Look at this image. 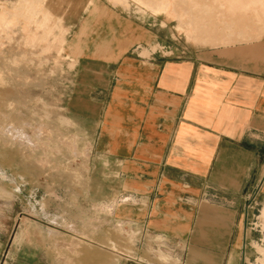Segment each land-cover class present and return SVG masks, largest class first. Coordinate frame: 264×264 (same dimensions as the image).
I'll list each match as a JSON object with an SVG mask.
<instances>
[{
  "label": "crops",
  "instance_id": "crops-1",
  "mask_svg": "<svg viewBox=\"0 0 264 264\" xmlns=\"http://www.w3.org/2000/svg\"><path fill=\"white\" fill-rule=\"evenodd\" d=\"M66 25L74 64L68 119L90 158L84 201L111 203L105 214L111 221L160 236L166 245H189L168 264H234L231 226L246 223L247 203L264 174V69L253 65V58L264 59V45L143 56L139 45L154 33L101 5ZM263 209L264 202L262 218ZM5 243L0 234V258ZM39 248L31 251L34 258ZM154 262L143 254L80 259ZM34 264L57 263L40 257Z\"/></svg>",
  "mask_w": 264,
  "mask_h": 264
},
{
  "label": "rangeland",
  "instance_id": "rangeland-1",
  "mask_svg": "<svg viewBox=\"0 0 264 264\" xmlns=\"http://www.w3.org/2000/svg\"><path fill=\"white\" fill-rule=\"evenodd\" d=\"M88 1L0 0V12L6 10L8 20L0 26V169L4 175H0V234L6 238L0 264H34L40 257L57 264H80L86 257L139 254L152 255L154 264H168L175 253L190 249L188 244L166 245L160 236L124 221H111L105 215L111 211V203L94 206L84 201L91 189L83 181L91 176L86 170L90 158L86 140L68 119L69 72L74 64L67 54L73 34L67 22L100 5L129 17L155 35L147 45H139L143 56H207L211 51L227 54L264 45L263 11L249 13L254 24L262 21L256 27L245 14L240 22V13L246 12L237 14L239 10L234 13L230 8L231 14L230 4L228 8L224 5L227 0H222L224 9L217 6L218 0H168L169 13H160L155 10L159 6L149 1ZM254 1L244 3L257 9L259 0ZM15 11L17 17H9ZM235 17L239 18L235 21ZM196 35L202 37L198 40ZM253 65L264 69V59L253 58ZM260 183L247 203L246 223L231 226L234 264H264V217L260 215L264 174ZM95 210L103 216H95ZM244 231L245 237L241 235ZM35 247L40 248L34 258L31 251Z\"/></svg>",
  "mask_w": 264,
  "mask_h": 264
},
{
  "label": "bare ground",
  "instance_id": "bare-ground-1",
  "mask_svg": "<svg viewBox=\"0 0 264 264\" xmlns=\"http://www.w3.org/2000/svg\"><path fill=\"white\" fill-rule=\"evenodd\" d=\"M141 1H146V2L149 1V2H151V4H153V5H154V3H155V5L159 6V8H155V10L157 9V11H159L160 13H163V12H164V13H165V12H166V13H169V12L166 11V7L168 6L167 3H169L168 0H167L166 2H163L162 0H141ZM214 1H216V0H214ZM218 1H219V2H218V5H217V6L223 8V5H222L223 1H222V0H218ZM224 1L226 2V0H224ZM227 1H228L229 3H228V4L226 3V4H224V5H225V7H227V8L230 6V7L228 8V9H229L228 11H229L231 14H232V12H231L230 8L234 11V13H235V11L238 12V10H239V12H238L237 14H239L240 11H242V12H246V13H248L247 15H249V16H247L246 13H240V14H241V17H242L243 14H245V15H244L245 17H249V18H250V16H251V18H252L253 15H250V14H252V13H254V12H255V13H260L261 10L263 11L262 14H264V9H263V8H264V0H259V7L261 6V4H262V7H261V8L258 7L257 9L253 7L254 5L251 6V5H252V2H253L254 0H227ZM244 1H246V2H248V3H251V5H249L248 3L245 4ZM36 2H37V1H36ZM225 2H224V3H225ZM254 2H255V1H254ZM254 2H253V4H255ZM37 3H38V2H37ZM180 3H181V2H180ZM196 3H197V2H196ZM215 3H217V2H215ZM256 3L258 4V1H257ZM220 4H221L222 6H221ZM229 4H230V5H229ZM244 4H245V5H244ZM32 5H33V4H32ZM175 5H176V4H174L173 6L175 7ZM178 5H179V4H178ZM198 5H199V4H198ZM210 5H211V4H210ZM219 5H220V6H219ZM226 5H227V6H226ZM228 5H229V6H228ZM29 6H30V5H29ZM29 6H27V8H28ZM24 7H26V5H25ZM32 7H33V6H32ZM151 7H152V6H151ZM193 7H194V6H193ZM256 7H257V6H256ZM199 8H200V7H199ZM199 8H198V9H199ZM198 9H197V10H198ZM201 9H202V8H201ZM214 9L216 10L217 8H214ZM223 9H224V8H223ZM223 9L220 8V10H222V11H223ZM258 9H259V12L257 11ZM31 10H33V8H32V9H29V10L26 9V11H29V12H30ZM177 10H178V9H177ZM203 10H204V7H203ZM220 10H219V8H218V10H216V12H217V13H220V12H221ZM184 11H186V10L184 9ZM199 11H200V10H199ZM213 11H214V10H213ZM202 12H204V11H202ZM202 12H200V15L202 14ZM206 12L209 13V11H206ZM4 13L6 14V10L0 12V26H4V24L6 25V24L8 23V20L5 19L6 16H5ZM155 13H156V12H155ZM175 13H177V12H175ZM208 13H207V14H208ZM224 13H225V12L223 11V14H224ZM226 13H228V12L226 11ZM249 13H250V14H249ZM207 14H206V15H207ZM237 14H236V16H237ZM11 15L14 16V17L16 18V17H17L16 11H15V12H10V13H9V17H10ZM43 15H44V14H43ZM167 15H168V14H167ZM218 15H219V14H218ZM258 15H259V14H258ZM201 16H203V15H201ZM239 16H240V15H239ZM244 16H243V17H244ZM263 16H264V15H263ZM263 16L261 15L260 19H263V22H264V18H263ZM44 17H45V16H44ZM224 17H225V16H224ZM231 17H232V16H231ZM243 17H242L241 20L239 19L240 22H241L242 20H243V22H244V18H243ZM253 17H254V16H253ZM237 18H239V17H235V21H236ZM251 18L249 19V22L251 21L250 23H252V25H253L254 22H252V19H251ZM255 18H256V17H255ZM255 18H253V21H255ZM9 19H10V18H9ZM189 19H190V18H189ZM245 19H246V18H245ZM247 19H248V18H247ZM257 19H258V18H257ZM260 19H259V21H261ZM217 20H218V19H217ZM230 20H231V19H230ZM239 20H237V23H238V24H246V23H239V22H238ZM183 21H184V20H183ZM188 21H189V20H188ZM220 21H221V20H220ZM235 21H234V24H235ZM247 21H248V20H247ZM179 22H180V21H179ZM212 22H213V21H212ZM228 22H229V21H228ZM230 22H231V21H230ZM184 23H185V22H184ZM190 23H191V22H190ZM213 23H214V22H213ZM216 23H217V22H216ZM250 23H248V24H250ZM180 24H181V23H180ZM180 24H179V25H180ZM201 24L203 25V23H201ZM214 24H215V23H214ZM217 24H218V23H217ZM226 24H227V23H226ZM256 24H257V25L260 24V26H261L262 21H261V23H260V22L257 23V22L255 21V24H254V25L256 26ZM189 25H191V24H189ZM211 25H212V24H211ZM236 25H237V24H236ZM250 25H251V24H250ZM191 26H192V25H191ZM191 26H187L188 29H189V27H191ZM199 26H200V25H199ZM205 26H206V25H205ZM215 26H216V25H215ZM232 26H233V25H232ZM187 27H186V29H187ZM193 27H194V26H193ZM229 27H230V26H229ZM229 27H228V28H229ZM256 27H257V26H256ZM215 28H216V27H215ZM191 29H192V28H191ZM198 29H199V28H198ZM201 29L204 30V28H202V26H201ZM260 30H261V29H260ZM262 30H263V29H262ZM187 31H188V30H187ZM192 31H193V30H192ZM200 31H201V30H200ZM225 31H226V30H225ZM189 32H190V30H189ZM205 32H207V31H205ZM212 32H213V31H212ZM247 32H248V31H247ZM252 32H253V31H252ZM258 32H259V31H258ZM260 32H261V31H260ZM190 33H191V32H190ZM190 33H189V34H190ZM193 33H195V30H194ZM196 33L198 34V32H196ZM248 33H249V32H248ZM191 34H192V33H191ZM235 34H236V33H235ZM249 34H250V33H249ZM200 35H201V34H200ZM238 35H239V34H238ZM241 35H242V34H241ZM257 35H258V34H257ZM196 36H198V35H196ZM208 36H209V35H208ZM218 36H219V35H218ZM201 37H202V36H201ZM201 37L198 36V40H199V38H201ZM203 37H204V36H203ZM240 37H241V36H240ZM204 38H205V37H204ZM204 38H203V39H204ZM209 38H210V36H209ZM209 38H208V39H209ZM211 38H212V37H211ZM215 38H216V37H215ZM212 39H213V38H212ZM239 39H240V38H239ZM243 39H244V38H243ZM201 40H202V39H201ZM201 40H200V41H201ZM210 40H211V39H210ZM210 40H209V41H210ZM202 41L207 42L206 40H202ZM209 41H208V42H209ZM211 41H212V40H211ZM213 41H214V40H213ZM215 41H216V39H215ZM218 41H219V40H218ZM212 43H213V42H212ZM202 44H203V43H202ZM223 44H225V43H223ZM0 175L4 178V175L2 174L1 169H0ZM2 177H1V178H2ZM8 194H9V193H8ZM263 210H264V209H263ZM111 245H112V243H111ZM263 252H264V251H263ZM263 252H262V253H263ZM162 254H163V253H162ZM263 256H264V255H263ZM161 257H162V256H161Z\"/></svg>",
  "mask_w": 264,
  "mask_h": 264
}]
</instances>
